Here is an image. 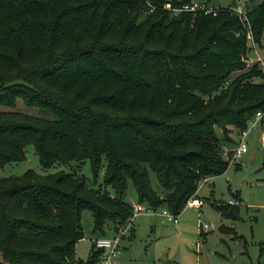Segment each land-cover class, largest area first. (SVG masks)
I'll return each instance as SVG.
<instances>
[{
  "label": "trees",
  "instance_id": "obj_1",
  "mask_svg": "<svg viewBox=\"0 0 264 264\" xmlns=\"http://www.w3.org/2000/svg\"><path fill=\"white\" fill-rule=\"evenodd\" d=\"M168 1L191 2L0 0V170L28 144L44 170L0 174V264H96L93 240L76 256L84 209L92 239L127 224L131 234L129 180L138 202L179 214L203 177L227 168L228 133L264 110V69L247 63L244 25L227 6L174 15ZM247 7L261 47L264 0Z\"/></svg>",
  "mask_w": 264,
  "mask_h": 264
},
{
  "label": "rangeland",
  "instance_id": "obj_2",
  "mask_svg": "<svg viewBox=\"0 0 264 264\" xmlns=\"http://www.w3.org/2000/svg\"><path fill=\"white\" fill-rule=\"evenodd\" d=\"M192 1L204 3L217 10L219 6L244 1L248 10L247 6L260 0ZM255 47L258 55L264 60V31L262 46L259 47L257 44ZM253 62L256 60L248 61L249 64ZM257 62L262 66L259 61ZM17 107L22 111H37V108L25 106L21 101ZM218 133L223 137L220 129ZM263 133L264 125L260 121L256 128L247 132V151L233 160L228 158V166L223 172L210 180H202L197 190L198 196L205 201L201 209L186 205L177 215V222L167 220L162 215V208H157L154 212L141 211L136 214L133 219L135 232L130 234V229H128L120 239L121 250L117 257L120 264H264ZM237 134L236 140L240 137L239 133ZM228 135L231 136L230 138L234 136L230 132ZM224 146L228 147L226 148L229 149L227 156L231 157L232 145L224 141ZM28 167L44 171L32 144L26 146V159L7 163L0 170V174L21 173ZM74 167V163L71 166L55 164L48 170L58 168L71 170ZM81 172L87 176L88 180L92 177L89 160L86 159L82 164ZM149 173L153 187L160 192L162 187L158 183L155 172L150 169ZM99 179H101V174ZM231 197L240 201L238 204L240 215L236 219L221 216L213 205L214 203H227L228 198ZM126 199L131 203H138L136 190L131 180L128 182ZM146 214H150L149 221L146 220ZM81 222L84 236L76 243V256L85 259L94 236L91 231L93 219L90 209L82 211ZM201 223L208 225L203 228V234H199ZM221 223L234 228L237 236H234L232 233L234 231L229 228L219 229L218 226ZM106 233V235L114 234L109 227Z\"/></svg>",
  "mask_w": 264,
  "mask_h": 264
},
{
  "label": "built area",
  "instance_id": "obj_3",
  "mask_svg": "<svg viewBox=\"0 0 264 264\" xmlns=\"http://www.w3.org/2000/svg\"><path fill=\"white\" fill-rule=\"evenodd\" d=\"M229 6V10L238 16V18L242 21L244 25V33L246 36L247 43L250 46V50L246 55V61L248 63L249 60H256L259 61L264 69V60L258 55L257 49H256V41L253 37L252 28L250 26L249 22V15L246 8V4L244 1H241L239 3L227 5ZM164 7L171 10V12L175 15L178 14L181 11H187V10H197L201 9L205 12H212L213 14L217 13V9L213 7H209L208 5L204 3H199L196 1H192L189 3H183L181 5L174 6L169 1L164 4ZM236 35L239 34V31L235 32ZM252 52L250 53V51ZM254 58V59H253ZM262 118H264V110H256L253 116L248 120L247 125L244 128H241L239 130V139L237 140L235 146L231 148V157L229 156V159L233 160L237 156H240L244 151L247 150V140L246 135L247 132L250 129H254L257 127L258 123L262 121ZM229 149H226V147H223V154L228 155ZM208 177H203L199 184L202 182V180H206ZM203 199L193 195L188 198L186 201L187 206H192L195 208H199L203 204ZM239 199H236L234 197L228 198L227 203L231 205H238ZM141 211L145 212H154L155 209L150 208L147 205H144L140 202L138 203H132V218L140 213ZM162 215L165 216V218L172 222L178 221V214L172 213L169 209L162 207ZM129 225V224H128ZM128 225L124 226L119 232H116L112 235H100L93 238L94 248L98 250V258L96 261V264H120V261L117 259L118 254L121 250L120 247V239L122 234L128 229ZM208 225L206 223H201L200 228H205Z\"/></svg>",
  "mask_w": 264,
  "mask_h": 264
},
{
  "label": "crops",
  "instance_id": "obj_4",
  "mask_svg": "<svg viewBox=\"0 0 264 264\" xmlns=\"http://www.w3.org/2000/svg\"><path fill=\"white\" fill-rule=\"evenodd\" d=\"M261 124L262 125H264V120L263 121H261ZM230 133H233L234 134V136H232V138H227L226 139V143L228 144V145H232V148H233V146L236 144V142H237V140H236V135H238L237 133H239L238 131H236L235 129H233L232 131H230ZM264 134V133H263ZM228 137H231L230 135H228ZM263 139H264V135H263ZM224 145V144H223ZM223 147H226V148H228L227 146H223ZM247 151V150H246ZM246 151H244V152H246ZM243 152V153H244ZM215 175H213V176H209L208 178H206V180H204V181H207V180H210V179H212L213 177H214ZM200 185V184H199ZM199 187V186H198ZM198 190V189H197ZM196 196H198V194H196ZM199 197V196H198ZM238 198H240L239 196H237ZM241 199V198H240ZM205 202V201H204ZM204 202H203V204H204ZM202 204V205H203ZM202 205L198 208V209H201V207H202ZM186 206V205H185ZM190 207H192V206H190ZM195 208V207H194ZM150 214H146V220L147 221H149L150 220V216H149ZM222 216V215H221ZM133 219H134V217H133ZM132 219V221H131V227L134 229V231L133 232H135V225H134V220ZM221 225H225V226H230V225H226V224H224V223H221L218 227H219V229H222V228H220V226ZM223 230V229H222ZM226 231V230H225ZM204 233V231H203V228H200V230H199V234H203Z\"/></svg>",
  "mask_w": 264,
  "mask_h": 264
}]
</instances>
